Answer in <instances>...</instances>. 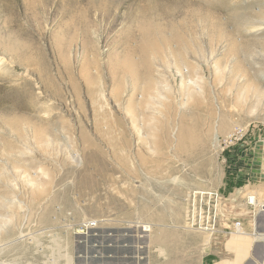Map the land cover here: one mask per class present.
<instances>
[{
  "label": "rangeland",
  "instance_id": "1",
  "mask_svg": "<svg viewBox=\"0 0 264 264\" xmlns=\"http://www.w3.org/2000/svg\"><path fill=\"white\" fill-rule=\"evenodd\" d=\"M255 123L264 0H0V263L263 262Z\"/></svg>",
  "mask_w": 264,
  "mask_h": 264
},
{
  "label": "built area",
  "instance_id": "2",
  "mask_svg": "<svg viewBox=\"0 0 264 264\" xmlns=\"http://www.w3.org/2000/svg\"><path fill=\"white\" fill-rule=\"evenodd\" d=\"M244 128L242 127H237L235 129V132L230 135L226 140H225V145L226 147L230 148L231 146H233L235 143H238V142H241L245 136V133H244ZM252 201H257L258 202V199L255 198V197H250L248 199V204L249 206H254L253 205V202ZM254 207H257L259 209V213H264V204H260L258 202V205L254 206ZM240 224H237V227H236V231L238 232V229L241 230L240 228ZM242 232V230H241Z\"/></svg>",
  "mask_w": 264,
  "mask_h": 264
},
{
  "label": "crops",
  "instance_id": "3",
  "mask_svg": "<svg viewBox=\"0 0 264 264\" xmlns=\"http://www.w3.org/2000/svg\"><path fill=\"white\" fill-rule=\"evenodd\" d=\"M260 78H261V76H260ZM259 81L261 82L262 81V78ZM255 96H256V93H255ZM254 108H256V111H257V104H255V107ZM248 127L251 128L252 130L250 132V135H248L246 137V139H248V138L251 139L252 136H254V137H256V140L258 139V142H260V143L263 144L264 143V125H262V124H258L257 125V123H255V125L253 126V128L251 127V124ZM245 128H247V126ZM263 176H264V174H262V178H263ZM262 218H264V217L262 216L261 219ZM261 223L262 222H260V224Z\"/></svg>",
  "mask_w": 264,
  "mask_h": 264
},
{
  "label": "bare ground",
  "instance_id": "4",
  "mask_svg": "<svg viewBox=\"0 0 264 264\" xmlns=\"http://www.w3.org/2000/svg\"><path fill=\"white\" fill-rule=\"evenodd\" d=\"M144 101V100H143ZM253 202V205L254 206H256V205H258V202L257 201H252ZM148 231H150V228H146V232H148ZM152 231V230H151ZM236 235H239V236H248V235H246V233H243V232H241V230H239L238 229V232L237 233H235ZM250 236H252L253 238H254V240L256 241V240H260V239H264V235H260V234H258L257 232H255L254 234H249ZM152 236V235H151ZM24 236L23 235H21V236H19V238H17V239H15L14 241H18V240H20V239H22ZM12 242H13V240H12ZM262 242V241H261ZM2 246V245H1ZM1 264V263H0ZM256 264H264V261L263 262H258V261H256Z\"/></svg>",
  "mask_w": 264,
  "mask_h": 264
}]
</instances>
